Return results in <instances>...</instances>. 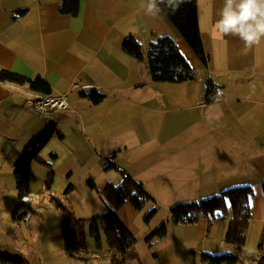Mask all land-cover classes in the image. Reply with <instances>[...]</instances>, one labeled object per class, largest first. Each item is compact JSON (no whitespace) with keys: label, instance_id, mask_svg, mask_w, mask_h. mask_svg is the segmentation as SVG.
I'll list each match as a JSON object with an SVG mask.
<instances>
[{"label":"crops","instance_id":"obj_1","mask_svg":"<svg viewBox=\"0 0 264 264\" xmlns=\"http://www.w3.org/2000/svg\"><path fill=\"white\" fill-rule=\"evenodd\" d=\"M61 1L0 0V72L9 71L26 81L41 78L49 86V95H66L70 105L68 111L41 117L25 105L28 82H0V253L17 257L22 264H82L77 260L80 253L74 251L69 256L65 249L61 220L67 213L76 220H87L106 211L102 189L121 183L111 177L112 181L97 185L96 181L107 173L108 162L141 183L149 194L154 182L172 186V181L181 182L171 195L175 199L184 193V203L244 182L238 181L232 170L252 163L253 156L247 151L245 156L229 151L208 158L211 153L204 146L175 144L178 135L172 123L159 120V114L172 112L175 105L182 111H209L215 106L218 101L204 103L207 79L221 91L232 89L235 102H245L252 110L264 107V43L245 49L239 38L221 39L215 34L213 25L219 19L223 0H211L210 4L208 0H196L205 66L163 12L156 17L146 14L143 0H83L76 17L58 12ZM20 10L25 13L14 18ZM129 36L139 42L144 55L157 38L170 37L194 70L195 80L153 82L146 62H138L123 51L122 43ZM199 75L202 80L196 83ZM90 91L103 94V100L91 103L83 96ZM214 122H219L216 115ZM239 134L248 137V132ZM36 145L40 146L38 156L54 176L50 192H46L48 169L32 163L26 203L30 218L26 223L19 214L14 165ZM260 160L262 174L259 184L252 188L246 243H253L256 250L253 254L245 250L248 255L257 252L264 231V155ZM211 169L214 171L209 172ZM89 181L95 190L88 187ZM94 192L98 199L93 197ZM141 211L126 203L117 212L133 235L134 212ZM169 222L170 218L163 237L168 258L159 264H202L203 254L219 255L224 248L232 252L224 242L228 220H214L210 225L200 220L187 226Z\"/></svg>","mask_w":264,"mask_h":264},{"label":"trees","instance_id":"obj_2","mask_svg":"<svg viewBox=\"0 0 264 264\" xmlns=\"http://www.w3.org/2000/svg\"><path fill=\"white\" fill-rule=\"evenodd\" d=\"M83 0H62L58 7L61 15L76 17L80 11ZM163 14L175 27L186 44L190 47L197 59L203 66L206 65V55L203 49L201 35L197 20V2L188 0L181 5L179 11L173 14L164 9ZM25 10L16 11L14 18L23 15ZM123 51L138 62L145 61L150 78L156 83L179 84L195 80V72L180 52L177 44L168 36H161L150 44L146 55L139 42L133 37H127L122 43ZM0 82L24 84L28 82L29 90L49 95L50 89L47 83L41 79L26 81L9 71L0 72ZM221 87L212 80L205 82L203 99L205 104H212L219 100ZM91 103L98 104L104 95L97 91H90L83 94ZM40 146L36 145L26 150L18 158L14 165L15 186L18 198L21 200L29 196V176L31 165L37 162L44 165L48 171L45 177V191L50 192L54 172L49 165L38 156ZM114 170L121 176L119 185L107 184L102 189L101 199L106 203V211L101 215L87 220H73L70 214H65L61 222L62 237L65 249L69 256L78 248L83 254L87 253V239L94 241V250L100 255H93L90 259L98 264H125L136 258V238L123 225L117 217V212L129 203L136 211H141L146 204L153 202L152 197L147 193L141 183L134 181L124 170L112 162H108L105 171ZM88 187L95 190L91 181ZM69 186L65 192L70 191ZM264 195V182L262 183ZM254 196L251 187H236L222 191L220 194L208 199L193 202L179 203L170 207L171 222L174 225L187 226L195 225L200 220H205L210 225L214 220H228V228L224 237L226 245L232 248V252L222 255L203 254L202 264H264V231L260 239L257 252L248 255L245 252L247 235L251 220L250 201ZM156 215V209L152 208L145 215L143 221L148 224ZM167 234V223L163 222L158 228L146 238V244L156 238H163ZM75 257V256H74ZM77 260L86 263L89 258L77 257ZM2 264H22L17 257L0 253Z\"/></svg>","mask_w":264,"mask_h":264},{"label":"rangeland","instance_id":"obj_3","mask_svg":"<svg viewBox=\"0 0 264 264\" xmlns=\"http://www.w3.org/2000/svg\"><path fill=\"white\" fill-rule=\"evenodd\" d=\"M201 80L202 75L196 77V83H199ZM233 92L232 89L221 91L218 102L215 103L216 105L209 111H205L206 108H195L182 111V107L179 106L178 109H176L175 105L172 112L159 114V120L172 123L173 130L178 135L175 144L204 146L211 153L208 158H213L216 153H227L229 151L237 152L239 156H245L244 152L247 151V155L253 156L252 163H248V165H239L237 169L232 170V173L238 175V181H244L237 183L235 187L249 186L253 188L254 185L259 184L262 174V161L260 157L264 155V107H258L252 110V107L245 102H235L231 99ZM159 93H161V95L163 94L161 90H159ZM163 95L166 96L165 94ZM203 105L207 106L205 104ZM214 115L219 117L218 124L214 122ZM242 131L248 132L247 138L240 137L241 135L239 133ZM213 171L214 169L209 170V172ZM226 172L222 174H226ZM111 177H117L118 181L121 180L120 175L111 170L107 171L102 178L100 177L96 183L97 185H101L102 181H112ZM198 178H190L188 180L194 181ZM172 183L174 184L173 186L164 182L152 183L149 187L151 194H148L152 197L153 202L148 203L141 212H134L136 214H134L133 217L134 225L132 231L136 234L134 235L136 238V258L125 264H159L161 260L168 258L165 252V248L168 246L165 242L167 241L165 238H156L149 245L146 244L145 238L158 228L160 224L163 222L167 223L171 217L170 207L179 203H184V201H182L185 196L184 193L177 195L175 199L171 195L172 189H176V185L181 182L172 181ZM220 193L221 191L206 193V195L196 197V200H199V198L200 200L208 199ZM97 194L94 192L92 195L98 199ZM253 206L255 208L254 203ZM152 208L156 209L157 214L149 224H146L143 222V219ZM260 212L261 209L258 210V215ZM72 219L75 220L74 217H72ZM168 224L173 225L172 222ZM249 249L251 251H249ZM93 250L94 241L92 238H88L87 253L83 254L78 248L76 252L80 253L84 258H89L84 264H98L90 260L92 258L91 256L100 255V253H94ZM245 250L247 253L253 254L256 247H254L253 243H249L246 245ZM228 251V248H224L220 251L219 255L226 254ZM155 255H157L158 258L155 257ZM79 263L83 264L82 261ZM244 264L254 263L244 261Z\"/></svg>","mask_w":264,"mask_h":264},{"label":"clouds","instance_id":"obj_4","mask_svg":"<svg viewBox=\"0 0 264 264\" xmlns=\"http://www.w3.org/2000/svg\"><path fill=\"white\" fill-rule=\"evenodd\" d=\"M186 2L188 0H143L142 7L146 14L156 17L164 9L175 14ZM213 31L221 39L239 38L245 49L259 47L264 43V0H223Z\"/></svg>","mask_w":264,"mask_h":264},{"label":"built area","instance_id":"obj_5","mask_svg":"<svg viewBox=\"0 0 264 264\" xmlns=\"http://www.w3.org/2000/svg\"><path fill=\"white\" fill-rule=\"evenodd\" d=\"M25 105L32 107L35 112L43 117L54 113H61L69 110V102L66 95L51 96L39 95L29 91L25 99ZM29 201L28 196L20 200L19 214L23 215L24 222L28 223L30 210L26 203Z\"/></svg>","mask_w":264,"mask_h":264}]
</instances>
